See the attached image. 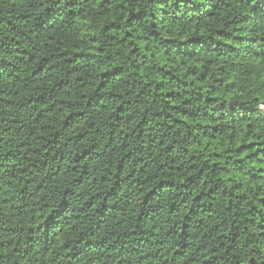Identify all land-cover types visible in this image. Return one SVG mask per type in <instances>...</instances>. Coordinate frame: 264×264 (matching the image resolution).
I'll return each mask as SVG.
<instances>
[{"label": "trees", "instance_id": "1", "mask_svg": "<svg viewBox=\"0 0 264 264\" xmlns=\"http://www.w3.org/2000/svg\"><path fill=\"white\" fill-rule=\"evenodd\" d=\"M0 264H264V0H0Z\"/></svg>", "mask_w": 264, "mask_h": 264}]
</instances>
